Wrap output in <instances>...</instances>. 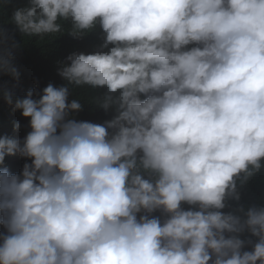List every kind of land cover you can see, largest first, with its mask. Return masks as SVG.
<instances>
[{
    "label": "clouds",
    "instance_id": "obj_1",
    "mask_svg": "<svg viewBox=\"0 0 264 264\" xmlns=\"http://www.w3.org/2000/svg\"><path fill=\"white\" fill-rule=\"evenodd\" d=\"M10 22L101 42L59 85H0L29 118L0 135V165L24 160L0 167V264H264V204L239 203L264 170V0H26ZM19 47L0 27L13 82ZM83 87L108 118H76Z\"/></svg>",
    "mask_w": 264,
    "mask_h": 264
},
{
    "label": "trees",
    "instance_id": "obj_2",
    "mask_svg": "<svg viewBox=\"0 0 264 264\" xmlns=\"http://www.w3.org/2000/svg\"><path fill=\"white\" fill-rule=\"evenodd\" d=\"M25 2L26 0H11L8 6L0 7V27L6 28L10 36L20 44L16 50L15 63L21 73L19 82H13L8 75L0 73V85L7 81L11 88L15 83L14 94L20 96L33 87L43 88L50 82L56 85L63 83L57 74V62L63 60L72 51L90 52L101 42L98 33L95 32L81 38H74L67 31L52 39L45 37L41 40L22 36L15 30L10 17L14 7ZM93 95V90L87 87L73 90L70 99L78 97L84 105L83 110L77 114V119L100 122L108 118L102 110L94 109ZM28 119L22 117L19 111L13 112L11 106L4 103L0 93V135L23 136L28 130L26 127ZM13 121H20L25 127L13 133ZM23 163L24 160L18 156H8L0 167L6 166L10 171H19ZM239 183L238 181V185ZM239 191L241 194L239 203L245 207L264 204V170L248 178L239 186ZM231 203L235 206V202Z\"/></svg>",
    "mask_w": 264,
    "mask_h": 264
}]
</instances>
